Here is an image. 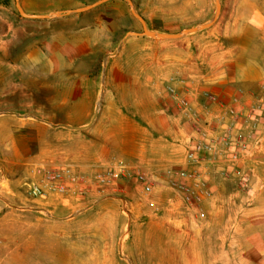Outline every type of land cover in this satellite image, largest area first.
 <instances>
[{"label": "rangeland", "instance_id": "rangeland-1", "mask_svg": "<svg viewBox=\"0 0 264 264\" xmlns=\"http://www.w3.org/2000/svg\"><path fill=\"white\" fill-rule=\"evenodd\" d=\"M93 1L20 3L28 13L47 14ZM220 1L214 24L167 39L128 33L142 28L125 0L51 18L24 17L15 0H0V264H264V84L242 117L246 133L235 137L232 123L240 113L234 105L225 118L214 117L210 107L195 110L176 85L185 86L192 76H184L174 61L201 59L203 45L224 39L220 34L233 18L240 19L244 35L231 40L244 47L255 39L264 44L257 26L264 21V0ZM133 2L148 28L161 32L206 22L215 11V0ZM246 24L257 26L259 37ZM186 41L187 52L179 48ZM160 79L184 118L205 127L190 147L209 143L207 133L214 130L229 143L202 151L199 162L188 161L186 147L187 168L138 162V150L124 144L123 136L153 118ZM96 107L90 126L68 127L88 125ZM117 110L129 115V123ZM209 110L212 117L204 121ZM232 137L234 149L228 147ZM225 151L224 160H215ZM204 160L215 170L210 179L201 168ZM117 162L128 174L115 190L99 188L96 172ZM67 165L83 176L85 193H27L29 183L43 177L37 168ZM170 169L199 170L210 196L197 207L186 204L170 185ZM138 170L152 185L148 195L138 184Z\"/></svg>", "mask_w": 264, "mask_h": 264}, {"label": "crops", "instance_id": "crops-1", "mask_svg": "<svg viewBox=\"0 0 264 264\" xmlns=\"http://www.w3.org/2000/svg\"><path fill=\"white\" fill-rule=\"evenodd\" d=\"M240 23V19L233 18L231 28H225L220 34L224 39L220 40L219 36L218 40L213 42L214 46L213 43L207 41L203 45L201 59L190 55L174 61L176 68L183 72L184 76H192L191 80L186 78L185 86L181 87L178 82L176 85L181 93L185 91L183 94L195 110L204 112V107H210L214 113H217L213 116L219 115L222 119L225 118L227 107L230 105L236 107L240 115L236 123H232L231 134L234 137L246 133L242 117L248 113L252 100L264 84V44L259 46L258 39H255L244 47L235 40H231V38L244 35L241 33L242 29H239ZM242 24L245 23L242 22ZM246 25L253 30L252 36L255 38L259 37V33L254 28L257 29L259 26L261 36L264 37V21L257 26ZM190 45L191 43L186 41L179 48L187 52ZM245 52L250 54L249 59H241L239 54ZM241 69L245 71L242 72ZM154 92L153 118L145 126L138 125L137 132L131 137L129 131H126L123 136L124 144L129 143L131 147L138 150L136 153L138 162L157 167L171 165L187 168L190 165L184 156L185 148L190 147L193 140L199 136L193 130L192 121L185 119L181 109L170 101L165 89V79H160L155 83ZM212 100L218 102H212ZM123 112V110H117L118 115L129 123V115ZM204 114L206 118L204 121L209 122L212 117L210 110ZM212 120L216 119L212 118ZM227 121L225 120L224 123ZM219 132L214 130L207 134L208 137L217 138ZM234 137L228 146L231 149L236 146ZM225 153L226 151L224 156L223 154L216 156L215 160L219 162L224 160ZM207 160L213 159L207 158ZM207 160L203 161L201 168H205L207 179H210L211 173L215 170L212 164H207ZM231 171L238 172L235 167L231 168Z\"/></svg>", "mask_w": 264, "mask_h": 264}, {"label": "built area", "instance_id": "built-area-1", "mask_svg": "<svg viewBox=\"0 0 264 264\" xmlns=\"http://www.w3.org/2000/svg\"><path fill=\"white\" fill-rule=\"evenodd\" d=\"M170 89V88H169ZM170 91L174 92L173 89ZM182 104L185 101L181 100ZM232 112V111H231ZM193 130L201 135H205V127L198 120H192ZM228 144L229 137L224 135L222 138H211L209 143L197 141L186 152V158L190 162H199V156L202 151H207L213 148L217 143ZM42 172V179L39 182H30L27 193L32 196L47 197L50 193H85L87 187L82 185L83 176L72 169L69 165L57 168H37V173ZM129 172V168L121 162L115 163L112 167L101 169L96 172L94 181L99 188H110L115 190L117 182ZM169 181L172 188L176 189L182 200L194 207H197L206 197H209L211 192L203 180L202 173L197 170H168ZM136 179L141 188V191L148 195L152 191V185L145 172L140 170L135 172ZM149 205L157 209L156 203L153 200L148 201Z\"/></svg>", "mask_w": 264, "mask_h": 264}, {"label": "water", "instance_id": "water-1", "mask_svg": "<svg viewBox=\"0 0 264 264\" xmlns=\"http://www.w3.org/2000/svg\"><path fill=\"white\" fill-rule=\"evenodd\" d=\"M107 1H109V0H95L92 3L84 5V6H79V7H75V8H66V9L57 10V11L47 13V14L26 12L20 3V0H15V6H16L18 12L20 13V15H22L24 17H27V18H51V17H57V16H62V15H70V14H74V13L84 12V11L92 9L98 5H101ZM125 1L128 3L129 9H130V12L132 13V15L139 20V22L141 24V28H142V30L140 32L129 31L128 33L135 34V35H146V36L151 37V38L174 39V38L183 37L189 33H193V32L199 31V30H203L205 28H208L209 26H211L212 24H214L216 22L219 14H220V11H221V1L215 0V11H214V14L212 15V17L208 21L194 25V26H189V27L183 28L182 30H180L178 32H161V31H152L148 28V25H147L145 18L136 10L133 0H125ZM97 114H98V107H96L94 114L91 118V121L88 125H82V126H77V127L68 126V127L74 128V129H81V128H85L87 126H90L93 123V121L95 120V118L97 117ZM64 126H66V125H64Z\"/></svg>", "mask_w": 264, "mask_h": 264}]
</instances>
